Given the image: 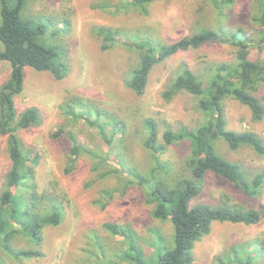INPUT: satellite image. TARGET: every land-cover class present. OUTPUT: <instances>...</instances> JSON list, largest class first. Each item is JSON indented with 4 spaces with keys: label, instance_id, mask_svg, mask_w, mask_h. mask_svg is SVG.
Listing matches in <instances>:
<instances>
[{
    "label": "rangeland",
    "instance_id": "1",
    "mask_svg": "<svg viewBox=\"0 0 264 264\" xmlns=\"http://www.w3.org/2000/svg\"><path fill=\"white\" fill-rule=\"evenodd\" d=\"M14 1L7 0L10 6ZM133 2L27 0L22 17L47 26L46 43L67 64L68 73L58 80L51 73L23 68L22 90L13 97L16 114L36 107L41 122L17 131L24 151L36 160L29 163L31 176L17 192L30 190L41 199L55 198L61 207V221L42 229L39 244H31L21 233L14 236L15 248L37 249L41 256L16 259L0 248V264H130L120 260L126 247L124 237L106 230L105 223L129 227L141 243L146 259L152 260L157 257L156 251L168 248L170 222L153 217L154 203L148 201L145 193L157 191V184L148 182L144 187L129 183L133 177L127 171L130 167L145 175L157 159L168 164L169 177L179 175L190 156V138L177 136L180 130L195 129L206 115L192 95L181 91L165 100L162 91L180 71L181 64L206 82L217 64L234 61L236 46L207 43L178 51L152 67L144 92L136 94L125 86V80L137 66L139 53L118 42L141 38L138 41L144 44H170L204 27L241 30L254 40L249 44V58L256 60L260 57L261 26L251 19L256 13V0H232L223 3L220 12L210 0H152L144 4L145 11ZM102 28L117 31L115 41L108 43L107 49L100 47L103 40L98 32ZM9 72V64L1 62L0 84ZM256 95L264 104V84ZM78 101L91 109L87 118L77 115L82 113L75 104ZM223 109L228 129L251 131L264 141V117L259 121L252 119L249 109L230 97L224 99ZM113 120L124 126L123 133L112 134ZM148 121L154 123L160 144L166 130L176 134L163 151L143 146ZM100 124L104 125L103 132L114 140L121 135V146L119 142L114 145L121 148L122 155L116 147L109 149L100 133ZM69 133L87 153L79 154L73 169L66 172ZM212 143L219 155L240 164L250 174L264 167V156L249 147L232 150L220 138ZM9 167L7 135L0 133V193ZM262 201V194L249 197L213 173L204 176L202 189L193 200L243 208H258ZM250 239H264V218L253 225L213 222L210 232L195 242L190 264H218L219 257H225L231 245Z\"/></svg>",
    "mask_w": 264,
    "mask_h": 264
},
{
    "label": "trees",
    "instance_id": "2",
    "mask_svg": "<svg viewBox=\"0 0 264 264\" xmlns=\"http://www.w3.org/2000/svg\"><path fill=\"white\" fill-rule=\"evenodd\" d=\"M151 1L134 0L133 5L145 11L144 4ZM210 1L220 12L222 4L232 0ZM26 2L27 0H15L10 6L7 0H0V63L7 62L10 66L9 76L0 84V133L7 135V153L10 159V167L5 173L3 190L0 193V248L16 259L42 255L37 249L15 248L12 240L16 233H21L31 244H39L42 229L60 223L61 207L53 197L41 199L42 196H37L30 190L25 193L17 192L21 183L31 176L29 163L36 162L35 158H30L29 153L24 151L17 131L38 126L41 115L36 107H28L17 115L13 97L22 90L23 68L26 66L35 71L51 73L58 80L68 73L67 64L63 59L59 60L56 50L46 43L47 26L22 17ZM255 8L256 13L251 16L252 23L261 26L258 39L260 57L256 60L249 58V44L254 40L241 30L225 31L204 27L170 44H144L138 41L141 40L139 35L135 42L128 38L118 42L121 46L139 53L137 66L125 80V86L136 94L144 92L152 67L178 51L196 49L207 43H228L236 46L234 61L217 64L206 82L196 76L186 64H181L180 71L162 91L165 100L181 91L192 95L197 99V107L206 115V119L195 129L180 130V135L177 136L190 138V156L183 163V170L179 175L169 177L170 167L157 159L145 175H140L134 168L129 167L127 172L133 177L129 183L135 182L144 187L148 182L157 184V191L145 193L148 201L154 203L153 217L168 220L172 232L166 241L168 248L156 251L157 257L150 260L145 258L141 243L129 227L105 223L106 230L122 235L126 241L120 260L130 264H190L193 261L192 250L195 242L210 232L213 222L253 225L264 218V167L250 174L240 164L219 155L212 143L220 138L232 150L246 146L264 156V141L261 137L251 131L237 132L228 129L223 109L224 99L230 97L247 107L252 119L259 121L264 117V104L256 95L259 87L264 84V0H256ZM98 35L103 40L101 49H107L110 47L108 43L115 41L117 31L102 28ZM75 104L82 109V113L77 115L87 118L86 113H90L91 109L86 108L83 102L78 101ZM123 127L113 120L112 134L120 131L123 133ZM99 128L110 150L117 148L114 144L118 142L120 144L116 145L121 146V135L116 141L113 136H107L103 132L104 125L100 124ZM146 128L147 136L143 140V146L152 148L155 152L163 151L176 137V134L166 130L162 136L163 143L160 144L156 139L154 123L148 121ZM66 136L69 162L66 172H70L79 154H85L87 150L71 133ZM117 149L118 154H121V148ZM207 173L228 180L249 197L262 194L263 201L258 208L193 202L202 189ZM263 254L264 239H250L231 245L225 257H219L218 264H264L261 262Z\"/></svg>",
    "mask_w": 264,
    "mask_h": 264
}]
</instances>
